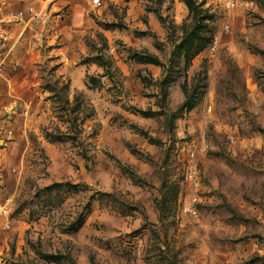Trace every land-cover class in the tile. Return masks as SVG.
Segmentation results:
<instances>
[{
    "label": "rangeland",
    "instance_id": "374dc122",
    "mask_svg": "<svg viewBox=\"0 0 264 264\" xmlns=\"http://www.w3.org/2000/svg\"><path fill=\"white\" fill-rule=\"evenodd\" d=\"M0 264H264V0H0Z\"/></svg>",
    "mask_w": 264,
    "mask_h": 264
},
{
    "label": "trees",
    "instance_id": "16d2710c",
    "mask_svg": "<svg viewBox=\"0 0 264 264\" xmlns=\"http://www.w3.org/2000/svg\"><path fill=\"white\" fill-rule=\"evenodd\" d=\"M196 31H199V29L194 28L193 30L188 32L180 44V47L186 48L185 54L187 53L194 40L196 41V52L205 46V41H207V39L200 37L198 34L195 33Z\"/></svg>",
    "mask_w": 264,
    "mask_h": 264
},
{
    "label": "built area",
    "instance_id": "2783aa9c",
    "mask_svg": "<svg viewBox=\"0 0 264 264\" xmlns=\"http://www.w3.org/2000/svg\"><path fill=\"white\" fill-rule=\"evenodd\" d=\"M92 2L96 5H100L103 2V0H92Z\"/></svg>",
    "mask_w": 264,
    "mask_h": 264
}]
</instances>
